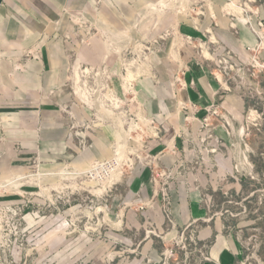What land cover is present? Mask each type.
<instances>
[{"label":"rangeland","instance_id":"obj_1","mask_svg":"<svg viewBox=\"0 0 264 264\" xmlns=\"http://www.w3.org/2000/svg\"><path fill=\"white\" fill-rule=\"evenodd\" d=\"M211 1L139 6L114 33L100 27L103 14L63 9L65 33L44 30L34 43L35 29L16 28L14 44L1 43L10 66L0 63V264H218L216 233L203 239L204 227L233 248L232 264H264V0L227 1L230 29L242 24L255 39L244 55L211 30L223 16L203 11ZM51 40L63 42L64 73L55 61L53 75L14 85L45 63ZM92 48L100 59L79 60ZM195 66L244 102L236 125L220 100L202 117L183 103ZM228 150L241 159L218 155ZM181 183L206 216L174 219Z\"/></svg>","mask_w":264,"mask_h":264},{"label":"crops","instance_id":"obj_2","mask_svg":"<svg viewBox=\"0 0 264 264\" xmlns=\"http://www.w3.org/2000/svg\"><path fill=\"white\" fill-rule=\"evenodd\" d=\"M99 1L100 3H98ZM227 1L228 0H212L209 5H206L207 8H205L206 6H203V11L206 13L212 12L215 14H223V16L218 15L215 20L216 27L211 30L214 31L215 35L220 37L223 43L229 48L240 55H244L246 53L245 47L252 45L255 39L250 34L249 30L242 24H238L237 26L239 31L237 35L230 29V20L224 15V12L233 9L232 6H236V4L234 3L231 5L230 3H227ZM160 2L161 0H0V63L3 64L1 67L5 68V65H8L5 63V61H7L5 57H2L1 43L3 41H10L11 45H13V40L19 34L16 28L22 29V34L35 29L36 36H34L32 32L31 33L35 38L34 43L38 42L42 40V36L38 35L44 30L52 33L55 27L59 32H64L66 31L65 29L69 28L70 20L67 16H63L64 14L61 15L62 10L66 9L68 12L73 13L103 14V17L100 15L98 20L100 27L114 33L117 32L116 30L121 24L129 25L131 17L138 10L137 7L144 5L145 8L149 7V11H151V7H156L159 11L161 9L160 6H158ZM120 14H124L125 19L121 17ZM55 22L57 23V26L54 25ZM209 26H211L210 19L203 24L204 28L208 29ZM28 43H30V41ZM46 44L50 47L45 48L42 51L44 53L41 54L42 56L40 59L44 60L45 63L40 65L37 63V60L36 62L29 64L24 73L15 75L16 80L14 81V85H22L24 78L32 80L42 71L46 74L53 75L57 68L54 63L55 61L61 62L59 67H62V69H59V67L58 69L61 71V74L64 73V70L66 69L65 62L68 59L65 52H62L61 50L63 42H59V40H51V42H47ZM93 49L94 48L90 51ZM88 57L92 60L100 59L99 48H95L91 52V55H86L84 52H81V54L78 55L79 60L81 59L83 61ZM8 66H10V64ZM193 69L194 70L185 73L184 82L186 84V89L180 88V96L182 97L183 103H187V107L190 105L197 107L199 109L198 116L202 117L203 112L201 109L203 107L208 103H212L214 100H220L221 106L226 110V113L229 114L231 124L236 125L243 115L244 102L239 96L228 93L223 85L220 86V84L216 83L213 78L215 72L212 69L211 71H207L204 67L196 66ZM190 80L193 81L192 87L188 85ZM44 83L48 86L46 79L44 80ZM9 85L13 88L10 89L11 91L18 89L17 87L12 86V83H9ZM174 106L176 107V105ZM5 109L11 112L18 111L16 108ZM176 122L177 119L174 124ZM218 135L223 140H228L224 134L218 132ZM189 148L190 145L188 144V146L186 145L185 148H183V151L188 150ZM218 155H228L226 156V160L229 164H232V158L236 156L240 158V154H237V152L233 150H228L227 153L224 152L223 154ZM186 156L191 157V154L186 153ZM198 179L203 183L202 176H199ZM190 183V188L196 189L193 177H191ZM181 185L184 187L183 183H181ZM179 189H182L183 192L180 193L176 200V206L174 205L172 208L174 219L181 222L180 224H184L206 216L205 211L201 207L199 192H188L185 187ZM214 233H216L215 242L209 251L212 259L217 261L218 264H232L234 256L236 255L235 251L232 247L227 249V241H225L223 237V239L219 237L217 228L214 227V229H210L209 227H204L199 231V235L201 234L203 239L212 236Z\"/></svg>","mask_w":264,"mask_h":264}]
</instances>
